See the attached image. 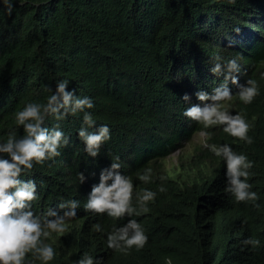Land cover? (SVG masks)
Listing matches in <instances>:
<instances>
[{"label":"trees","instance_id":"16d2710c","mask_svg":"<svg viewBox=\"0 0 264 264\" xmlns=\"http://www.w3.org/2000/svg\"><path fill=\"white\" fill-rule=\"evenodd\" d=\"M215 52L239 54L241 82L251 77L259 84L250 104L235 95L225 104L255 118L251 144H232L219 124L209 126L202 142L194 141L202 125L182 114L183 93L211 91L222 79L208 71ZM59 78L93 98L89 111L98 124L110 125L111 139L97 158L89 157L76 136L80 116H69L62 127L70 142L61 155L34 164L25 176L37 181L34 213L61 199L76 198L82 205L99 169L115 154L120 171L133 179L134 193L156 191L161 184L166 191H157L140 216L148 241L134 254H109L104 234L91 228L98 221L108 231L106 219L93 220L81 206L63 234L47 238L58 251L48 264H72L83 252L102 255V264H165V257L173 264H264V247L241 246L247 236L264 243V0H25L11 16L0 10V138L18 127L15 112L27 101H43L46 85ZM191 102H197L194 96ZM205 139L229 143L255 161L249 179L259 207L221 192L223 203L215 204L218 180L198 178L203 165L218 160L203 146ZM184 143L189 149L166 168V156ZM145 167L153 170L148 182L137 179ZM79 171L87 177L83 183Z\"/></svg>","mask_w":264,"mask_h":264},{"label":"clouds","instance_id":"9594fccd","mask_svg":"<svg viewBox=\"0 0 264 264\" xmlns=\"http://www.w3.org/2000/svg\"><path fill=\"white\" fill-rule=\"evenodd\" d=\"M23 3L25 0H0V10L11 16L13 9ZM233 30L240 31L239 27ZM231 43L233 41L229 40ZM240 60L239 54L225 57L220 52L213 53L209 58L208 71L215 77H222L219 83L211 91L197 89L192 94L197 102H191L192 96L187 92L180 96V100L187 105L183 116L202 125L201 131L193 135L194 141L202 142L210 136L207 131L209 126L219 124L223 134L232 139V144L238 141L253 143L250 134L255 118L250 120L241 112H231L225 106L234 95L242 103L250 104L260 92L256 79L248 77L241 82ZM71 82L67 78H59L47 84L49 94L46 98L43 101H27L15 112L18 127L11 128L6 138H0V264H48L53 261L58 251L47 238L53 233L63 234L81 206L91 215L106 219L111 228L108 231L98 221L91 228L104 234L107 246L104 249L109 254L117 252L126 258L134 254L133 251L142 249L148 241V234L139 218L148 211L149 204L158 195L157 191L161 193L166 188L161 184L156 191L145 187L134 193L132 177L120 171L118 154L111 157L107 166L99 169L98 180L90 185L82 205L76 198L61 199L56 207L49 206L40 214L33 211L32 202L39 199L37 181L34 177L25 176L34 164H44L61 155V150L70 142L62 127L69 116H80L81 125L76 129V136L89 157L97 158L102 146L111 139L110 125L98 124L93 112L89 111L95 107L93 98L77 94L75 86L69 87ZM232 86H235V92ZM49 117L54 121L51 126L45 123ZM203 146L218 158L209 165H203L198 176L203 177L201 181L218 180L215 204L223 203L221 192L230 200L259 207L258 193L249 179L255 161L249 159L247 153L236 151L229 143H208L205 139ZM188 149V143H184L183 147L167 155L164 159L166 168L175 166L178 156ZM178 151L180 153L174 157ZM152 171L151 167H145L137 173V179L150 181ZM77 175L80 183L87 179L83 171ZM241 246H248L249 251H254L264 247V243L258 237L247 236L242 239ZM103 259L102 255L83 252L72 259V264H102ZM165 264H173L172 258L165 257Z\"/></svg>","mask_w":264,"mask_h":264},{"label":"rangeland","instance_id":"374dc122","mask_svg":"<svg viewBox=\"0 0 264 264\" xmlns=\"http://www.w3.org/2000/svg\"><path fill=\"white\" fill-rule=\"evenodd\" d=\"M195 140H196V139H195ZM179 153H180V151H178V152H175V153H174V154H175V155H174V157H176V156H177V154H179ZM173 162H174V161H173ZM173 162H172V163H173ZM167 166H168V165H167Z\"/></svg>","mask_w":264,"mask_h":264}]
</instances>
